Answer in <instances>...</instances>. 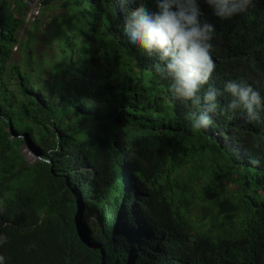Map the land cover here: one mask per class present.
<instances>
[{
	"label": "trees",
	"instance_id": "16d2710c",
	"mask_svg": "<svg viewBox=\"0 0 264 264\" xmlns=\"http://www.w3.org/2000/svg\"><path fill=\"white\" fill-rule=\"evenodd\" d=\"M59 3L30 22L25 0H0L5 264H264V102L249 122L224 93L206 129L186 119L232 80L264 101V0L227 20L200 0L216 68L199 105L124 34L138 4ZM21 138L40 160L24 161Z\"/></svg>",
	"mask_w": 264,
	"mask_h": 264
},
{
	"label": "clouds",
	"instance_id": "9594fccd",
	"mask_svg": "<svg viewBox=\"0 0 264 264\" xmlns=\"http://www.w3.org/2000/svg\"><path fill=\"white\" fill-rule=\"evenodd\" d=\"M212 9L213 15L222 20L245 13L253 6L254 0H203ZM119 11L127 12L129 5L138 7L126 14L123 32L133 45H139L148 55L155 54L159 63L153 67L162 79H170V92L179 100L201 103L199 93L209 84L216 63L212 58V40L216 26L201 20L203 13L200 0H152L154 8H149L144 0H117ZM224 93L231 96L227 110L242 109L249 122L259 119L257 109L262 98L256 89L243 79L228 81L223 92L209 86L203 94L204 111L189 113L192 131L206 129L212 120L218 98ZM252 164L259 161L253 160ZM6 235H0V245L7 242ZM0 264L5 257L0 255Z\"/></svg>",
	"mask_w": 264,
	"mask_h": 264
},
{
	"label": "rangeland",
	"instance_id": "374dc122",
	"mask_svg": "<svg viewBox=\"0 0 264 264\" xmlns=\"http://www.w3.org/2000/svg\"><path fill=\"white\" fill-rule=\"evenodd\" d=\"M52 4H53V6H55V5L60 4V3H59V0H52ZM31 13H32V11H31V8H30L27 17L30 16ZM54 13L55 14L59 13V9H57V10L54 9L52 12H50V14H54ZM43 19H45V17ZM26 23L27 22L25 20V24ZM21 139H22V142H21V144L19 146V150L18 151H19L20 156L24 159V161L28 165H31V164L35 163V161L40 160L41 159L40 156L38 157V155L35 152H33L31 148H29L28 143H25L23 138H21ZM208 209H209V207L205 206L204 207V212H208ZM95 220H96L95 215L91 214V216L88 218V221H89L88 225L91 222H95Z\"/></svg>",
	"mask_w": 264,
	"mask_h": 264
},
{
	"label": "built area",
	"instance_id": "2783aa9c",
	"mask_svg": "<svg viewBox=\"0 0 264 264\" xmlns=\"http://www.w3.org/2000/svg\"><path fill=\"white\" fill-rule=\"evenodd\" d=\"M25 3L29 10L31 8L32 11L31 15L27 17V20L33 22L39 17L41 13L40 10L42 8V0H25Z\"/></svg>",
	"mask_w": 264,
	"mask_h": 264
},
{
	"label": "water",
	"instance_id": "95a60500",
	"mask_svg": "<svg viewBox=\"0 0 264 264\" xmlns=\"http://www.w3.org/2000/svg\"><path fill=\"white\" fill-rule=\"evenodd\" d=\"M28 143V146H29V148H31L32 149V151L33 152H35L37 155H38V157H39V154H38V152L36 151V149L32 146V144L31 143H29V142H27Z\"/></svg>",
	"mask_w": 264,
	"mask_h": 264
}]
</instances>
